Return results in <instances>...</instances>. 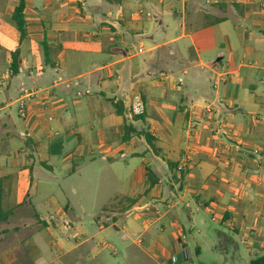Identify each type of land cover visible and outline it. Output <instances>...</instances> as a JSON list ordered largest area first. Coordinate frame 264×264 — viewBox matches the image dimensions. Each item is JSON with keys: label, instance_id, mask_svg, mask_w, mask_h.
<instances>
[{"label": "crops", "instance_id": "crops-1", "mask_svg": "<svg viewBox=\"0 0 264 264\" xmlns=\"http://www.w3.org/2000/svg\"><path fill=\"white\" fill-rule=\"evenodd\" d=\"M25 1L22 37L0 0V264H194L183 220L197 258L230 241L209 219L263 251L264 70L237 61L264 59V0Z\"/></svg>", "mask_w": 264, "mask_h": 264}, {"label": "rangeland", "instance_id": "rangeland-1", "mask_svg": "<svg viewBox=\"0 0 264 264\" xmlns=\"http://www.w3.org/2000/svg\"><path fill=\"white\" fill-rule=\"evenodd\" d=\"M160 7H162V5H160ZM229 26L233 28L235 24L231 21L228 25V28L231 29ZM243 30L244 29H241L240 32H242ZM131 43H132V49L130 50L131 54L139 52L140 48H142L143 50H146L149 48V44L145 43V41H139V40L137 41V38L136 40H131ZM223 44H225V42H223ZM224 48L225 50L223 51L225 52L226 55H228L227 54L228 49L222 45L221 49H224ZM149 56H150L149 53L142 54L139 59L148 58ZM1 57L2 55L0 53V74L2 73L3 70H6L5 60L2 59ZM227 58L225 60H227ZM228 61L232 64L231 60H228ZM240 61L241 63L243 62L245 65H248L249 67H251L250 65H252V67L258 68V69H252V68L246 69L245 68L244 70H264V59H256L253 56L247 55L243 59H240L239 61H237V63H240ZM83 65H84L83 68L84 67L87 68V66H85V62ZM237 65L238 64H236V66H231V69H236L238 67ZM50 70H55V69H50ZM182 70H185V69H182ZM181 75L182 73L180 74L173 73V82L177 81V83H179V77ZM45 85L46 84L44 82L37 83L35 85L32 80H27L26 86H24L21 91L22 93H24V91L27 89L33 90L36 88L45 87ZM176 89L179 90L178 87ZM79 90H81V92L84 93L81 99L83 101H86L85 93L87 89L81 86L79 87ZM18 93L19 91L16 90V91H12L11 93L4 92L3 94H0V108L4 107V109L0 111V117H5L7 114H9L12 116L14 122H16L18 127H20L21 122H23V120H20V115H19L20 114V111H19L20 103H17V102L13 103L20 97V94ZM125 174L126 176H128L129 172L127 171L125 172ZM183 225L185 226L188 238L190 239V245H189L190 253H191L190 261L194 264H249L252 260L264 255V250L263 251L259 250L258 252L251 254L248 248L242 243V239L239 235L231 232L230 230L222 227L221 225L214 224L213 222H211V219H209L208 228H209L210 235L212 236V238L215 239L218 234L217 231H220V232L226 233L227 236H229L230 241L227 242L225 237L223 236V240L221 241V244L223 245H220L219 243L217 244V246H215V249H212V250H210L209 248L207 249L203 247L204 250H203L202 255L200 256V258H197L195 254V244L192 241V237L196 236L198 232L191 231V224L189 223L188 220H183Z\"/></svg>", "mask_w": 264, "mask_h": 264}, {"label": "trees", "instance_id": "trees-1", "mask_svg": "<svg viewBox=\"0 0 264 264\" xmlns=\"http://www.w3.org/2000/svg\"><path fill=\"white\" fill-rule=\"evenodd\" d=\"M25 8H26V1L19 0V5L15 9L14 16H13V19L22 37H24V35L26 34ZM19 68H20V61H19V55L17 53L13 55V62H12V71L14 75L18 73ZM0 206H2L1 203H0ZM0 221H1V218H0ZM250 264H264V255L252 260Z\"/></svg>", "mask_w": 264, "mask_h": 264}, {"label": "built area", "instance_id": "built-area-1", "mask_svg": "<svg viewBox=\"0 0 264 264\" xmlns=\"http://www.w3.org/2000/svg\"><path fill=\"white\" fill-rule=\"evenodd\" d=\"M139 13H143V10H141ZM142 52V49H140ZM25 106L22 104L21 110L24 112ZM131 113L135 116H141L144 115L146 112V104L141 96H136L132 105H131Z\"/></svg>", "mask_w": 264, "mask_h": 264}]
</instances>
